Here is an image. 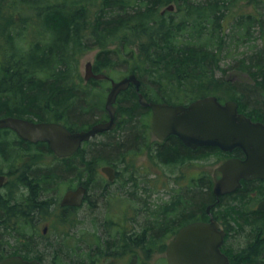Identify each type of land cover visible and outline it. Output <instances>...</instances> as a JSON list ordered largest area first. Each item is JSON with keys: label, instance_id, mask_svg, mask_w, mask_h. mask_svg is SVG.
I'll list each match as a JSON object with an SVG mask.
<instances>
[{"label": "trees", "instance_id": "trees-1", "mask_svg": "<svg viewBox=\"0 0 264 264\" xmlns=\"http://www.w3.org/2000/svg\"><path fill=\"white\" fill-rule=\"evenodd\" d=\"M171 2L176 4V10L161 13L160 9ZM238 3L239 7L236 6ZM232 6L237 13L233 25L235 35L229 36L233 37L232 42L237 45L238 42L254 39V33L258 31V35L264 38V0H12L13 9L23 19H28L23 13L30 16L34 14L37 20L35 34L40 36L27 55L15 58L30 62L15 64L14 68L29 69L28 72L22 71V74H31L32 69L45 68L48 74V70L53 72L52 69L59 67L53 75L58 78L71 77L70 64L74 54L73 51H68L71 49L69 46L76 45L75 43L82 45V38L90 37L87 44H92L91 48L99 46L93 62L94 72L106 73L113 67L117 56L125 61L129 57H137V66L131 72L137 76H148V83L145 84L144 81L141 85V91L147 100L185 103L201 94L215 93L224 83L217 78L215 72L221 70L218 52L232 49L223 47L224 38L228 34H224L227 27L224 30L221 22L226 15L225 10H231ZM24 41L23 35L19 36L17 44L20 46L17 45V49L23 48L21 43ZM235 64V71L252 75V85L232 82L231 98L237 100L243 108L251 109L255 117L264 118V46L253 54L244 53L237 58ZM151 79L154 80L150 82ZM59 80L56 78L45 83L20 84L18 88L23 92L25 100L39 103H44L59 93L61 107H64L69 104L70 87L64 78L61 82ZM65 90L68 94H65ZM122 93H125V98L118 107L117 128L103 134L105 139L92 144L91 152L88 151L96 163L107 158L110 159L107 163L112 164L111 161L122 162L123 158L130 160L147 154L146 165L150 162L153 165L169 164L175 168L176 165L182 166L186 162L192 164L193 160L203 158L200 147L193 150L175 135L150 144V109L138 104L134 89H127ZM85 100L86 97L78 94L76 107H69L70 111L73 110L71 113H76L71 124L73 127L92 119L91 103H86ZM73 166L75 164L66 162L59 171L52 174V178L64 176L72 171ZM140 166L141 164L137 167ZM163 175L161 178L166 179ZM169 182L173 184L169 191V203L160 202L154 208H150L148 203H141L147 209L146 215L142 216L145 222L140 223L141 235L135 238L128 231L112 234L106 240L107 248L113 249L121 244L123 248L139 244L146 252L155 249L162 251L166 245L164 236H160L162 230L169 227L170 238L182 225L205 215L207 205L215 201L208 172H180L174 177L169 176ZM166 183L165 181L163 184ZM250 187L252 188L250 182L242 185L232 194V199L219 208L232 222L234 235L242 234L246 238L243 245H234L236 256L232 258V264H264V212L249 210V202L243 196ZM41 205V210L46 209L47 206ZM1 208L6 207L1 205ZM8 212L0 213V261L12 254L29 258L27 250L18 249L9 254L2 246L10 241L5 233H14L13 229L18 231L17 235L14 234L17 241L25 248L28 246L26 228L9 224ZM92 238V243L81 240L88 244L85 259L88 264H104L107 259L105 257L95 260L103 254H92L95 251L103 252L100 248L104 241L103 235L95 232ZM80 246L82 245L77 249ZM36 250L38 248L33 249L34 252ZM124 250L126 252L127 248ZM48 251V247H43V254L48 256ZM131 251L133 254L122 257L123 264L136 262V255L133 249ZM145 254L148 256V253ZM34 258L42 260L38 256ZM53 261L59 264L56 260ZM142 262L145 260L142 259Z\"/></svg>", "mask_w": 264, "mask_h": 264}, {"label": "rangeland", "instance_id": "rangeland-1", "mask_svg": "<svg viewBox=\"0 0 264 264\" xmlns=\"http://www.w3.org/2000/svg\"><path fill=\"white\" fill-rule=\"evenodd\" d=\"M54 1L61 2V0ZM171 3L175 5V9L170 12H174L176 10V4L174 2ZM236 6L239 7L240 3H238ZM233 7L234 6L231 7V10H225L226 15L221 20L224 30L227 27L224 34H228L224 38L223 47H231L232 49L229 51H224V49H222L220 52H218L221 70L215 72L217 78L222 80V83L224 82L215 92L223 101L232 99L231 96L233 94L230 88L231 85H233L232 82H235L233 80H236L234 79V74L235 72H238L235 71V63L237 58L243 56V54L246 52L253 54L255 50L261 49L262 46H264V38L258 35L259 31L257 29L256 30L258 32L254 33V39L252 38L251 40L238 42L237 45L232 42L233 37L229 36L235 35L233 25L235 21V15H237V13L233 11ZM13 8L12 0H0V59L2 60H17L15 59L16 57L27 55L30 52V49L34 47L38 38H40V36L35 34V24L37 23V20L35 19L34 14L30 16L28 13H23L25 17H28V19H23L21 14H19V12L15 11ZM39 24L41 25V22ZM37 29L40 30L39 28ZM84 31V33H86V30ZM21 35H23L25 41L24 43H21L23 48L17 49V43L19 42V36ZM90 40V37H86L85 39L82 38L84 44H72V46H69L71 49L68 50L73 51L74 54V59L70 64V68H72L71 76L72 79H75L76 81L78 93L83 97H86V103H91L92 119L86 123H81L79 126H77L79 127L78 129L87 128L91 124L106 118L104 103L110 87V81L106 79H84L85 63L88 61L94 62L95 55L99 49V46H96V48H91L92 44H87ZM40 47H42L41 43ZM116 58L117 59L114 60L113 67L106 71L110 78L119 79L122 76L131 73L132 69L136 68L137 66L135 60L137 57H129L127 61L123 60L119 56ZM138 76L143 82L145 81V84L148 83L147 75H143L145 77L141 75ZM67 78L69 80L70 76H67ZM153 80L154 79H151L150 82ZM251 80L252 79H247V81L242 82L252 85ZM124 94L125 93L120 94V101L125 98ZM243 109L250 114L254 113L251 109ZM149 118L150 114H148V122ZM104 139L105 136L103 134L96 135L95 137L91 138L81 150H79L77 157L71 161L61 162V167L65 165L66 162H71L75 164L77 168L73 166L72 172H67L64 176H61L60 179H62V182H60V184L57 186L56 191L51 190L49 193L45 192L43 195L54 196L59 200L60 196L63 195L65 189L67 188L66 185L69 181L73 179H78V181H86L89 179L87 199L84 201L82 206L76 210V213L73 214L76 219V226L71 229V232L73 233V239L69 240L66 238L64 226H59L54 223L48 228L47 235L45 237L37 236L35 239H28L27 248L17 241V238L14 237V233L6 232L5 235H7V238H9L10 241L7 244L4 243L2 246L7 253L12 254V252L22 249L28 251L27 253L29 254V257H37L41 254L45 255L42 253L43 247H48L49 254L48 256L45 255L44 258L46 263L56 260L59 264H83L84 262L85 264H88L87 260L85 259L87 256L86 254L88 251V244L81 240L92 243L93 233H102L103 227L101 224H103L104 221L111 220L112 222L127 219V222L130 220V224H128L129 228H133L135 224L139 227L140 223L145 222V219L142 216L146 215L147 213V209H145L144 206L142 207L141 203H148L150 208H154L155 205L160 202L169 203V191L173 188V184L169 182V191L167 188V183L163 184L165 181L167 182V178H169V176L174 177L180 172L185 174H195V172L201 173L202 171L211 172L213 168L216 167L220 162L214 158L209 160L207 163L193 160L192 164L186 162L182 166L176 165V167L173 168V166L163 164L153 165L150 164V162L148 165H146V162L148 161L146 158L147 154L135 156L130 160L123 158L122 162L121 160L111 161L112 164L116 165V170L119 173L117 176L119 180L114 181L113 184H110L104 177V174H102L103 172H101V168L107 165V162H110V159L104 158V160H99L98 163H96V161L93 160V157L88 153V151L91 152L92 144H97ZM148 140L150 144L156 141L150 131H148ZM5 148L6 147L3 146L2 142L0 141L1 164L4 154L7 151ZM124 161L126 163V170H124ZM139 164H141V166L137 167ZM161 175H163V177L166 179L161 178ZM129 193H131V195H129ZM104 194H106V196ZM111 222L109 223L110 227L113 226V223ZM40 228L42 230L44 228L43 225H40L39 229ZM27 230L28 228H26V231ZM30 232L31 229H29V233ZM29 233H26V235H29ZM232 239L234 240L235 246H241L246 241V238L242 234L232 235ZM71 240L73 251L69 249L70 246L66 243V241ZM102 240L104 241L102 242L100 248L103 252L95 251L92 254H103L102 256L100 255L99 257H96L95 260L104 259L103 257H105L107 259H105L104 264H123L122 257L133 254L131 251L132 249L136 255L135 258L137 259L134 264H167L165 258V248L162 251L155 249L153 251L146 252L142 249V247H138V245H132L130 247H124L127 248L126 252H124L125 250L122 244L121 246L118 245V247L109 249L107 248V238L103 237ZM167 241L168 239L165 241V243ZM79 245L82 246L77 249ZM93 247L96 248V245L93 244ZM34 248H38V250L34 252ZM145 253H148V256ZM142 259H144L145 262H142Z\"/></svg>", "mask_w": 264, "mask_h": 264}, {"label": "flooded vegetation", "instance_id": "flooded-vegetation-1", "mask_svg": "<svg viewBox=\"0 0 264 264\" xmlns=\"http://www.w3.org/2000/svg\"><path fill=\"white\" fill-rule=\"evenodd\" d=\"M25 62L29 63L30 61L0 59V119L9 117L17 120V122H22V127L28 128H34L39 124L44 123H56L62 125L71 132L80 130L78 129L79 127H73L71 125L75 120L76 113H71L73 110L72 108V111H70L69 109L70 106H73L74 109V107H76L78 103L79 93L77 90L75 79H72V76L69 80L67 77H63L66 82L68 81L70 87L68 98L69 104L64 107H61V99L58 96L60 95L59 93L54 94V96H52L44 103H39L38 101H32L28 99L25 100L23 98V92L18 88L20 84H35L39 82L45 83L46 81H51L56 78L60 79L59 81L61 82L63 79L62 77L58 78V76L53 75V72L55 70H58L59 67L52 69L53 72H51V70H48V74L46 73L47 70L45 68L32 69L33 73L31 74L21 73L22 71L28 72L29 69L14 68L15 64H24ZM234 79L236 80L233 81H247V79H252V75L235 72ZM106 80H108V78ZM142 83L143 81L140 79L138 90H136V86L134 84L130 83L126 89L118 93L114 102L115 125L111 130H106L99 134H105L117 128V112L120 105V94L127 89H134L137 92V95L139 92L143 94V92L141 91ZM64 92L65 94H68L67 90H65ZM206 96H215L217 100H219V102L222 104L229 100L234 101L238 105V112H241L244 115L248 116L252 121H259L264 123V118H258L253 114L248 113L243 109L242 106H240L237 100L229 99L223 101L214 92L204 93L198 97ZM189 102L190 101H188L187 103ZM108 119L109 114L106 111V118L99 121L105 122ZM0 141L2 142V145L6 147L5 150H7L4 154V158L2 159V164L0 163V213L4 214L9 211L8 216H10L8 222L9 224L14 225V227L22 226L23 228H28L26 233H29V229H31L29 235L27 234L25 236L27 240L30 238L35 239L37 236L45 237L47 235L48 228L52 226L53 223L59 226H64L66 238H69V240L73 239V233L71 232V229L76 226V219L73 214H75L76 210H78V208L80 207H77L75 205H62L61 199L67 190L75 189L79 185H82L85 187V194L83 197L84 203L88 196L89 179H87L86 181H78V179L69 181L66 185L67 188L65 189L63 195L60 196L59 200L54 196L43 195L45 194V192L49 193V191L51 190L56 191L57 186L60 184V182H62V179H60L61 177L52 178V174H55L60 170L62 165L61 162L71 161L72 159L77 157L78 151L81 150L89 140L82 141L78 147L79 149L77 148L73 153L66 156H58L50 148L49 144L46 141L40 139H27L23 137L16 128L10 126H4L0 128ZM198 147L201 148L200 153H202L203 155V158L196 159V161L199 162L207 163L209 160H212L214 158L216 160H219V164H221L228 159L244 157L243 151L238 147H234L231 150L224 151L215 145H197V147L193 148V150L197 149ZM107 165L113 168V172L110 173V178L108 175H105L104 173L102 174H104V177L107 179L108 183L113 184L114 181L119 180L117 177L119 173L116 170V165ZM218 165L214 167L211 172H208V175L212 182V187L215 179H218L222 176L221 171L217 169ZM247 182H250L252 188L250 187L247 189V192L243 196V199L249 202V210L264 212V210L258 209L259 202L264 199V178L240 179V186L229 193H224L216 196L213 193V189L211 188V191L215 197V201L207 205L205 209V215H201L197 220L202 222H207L210 220L217 221V223L219 224V228L222 229L225 233L223 241L220 245V251L227 257L230 264H232V258L236 256L234 251V240L232 239L234 230H232V222L229 220V217L226 216V213L220 212L219 208L223 204H225L226 201L232 199V194ZM168 187L169 178H167V188ZM104 195L106 196V194ZM41 204H43V206H47L46 209L41 210ZM1 205L5 206L6 208L2 209ZM110 222L111 220H107L104 221L103 224H101V226L103 227L102 235L103 237L105 236L107 240L110 238L108 236L115 233L123 234L128 231L129 234L133 233V237L135 238L140 236L142 233L141 225H139L138 227L135 224L133 228H129L128 224H130V220L129 222H127V219L112 221V227L109 226ZM40 225H43L44 227L42 230L41 228L39 229ZM13 232L15 235L18 234V231L16 229H13ZM175 233L169 239L168 227V229L161 231L160 236H164L165 241L168 239V241L166 242L168 243L169 240L174 237ZM66 243L70 246L69 249L73 251L72 240L66 241ZM135 245L141 247L139 244ZM38 257L42 259L38 260L43 264H55L53 263L54 261L46 263L44 259L45 255H40ZM33 258L34 257H29V259Z\"/></svg>", "mask_w": 264, "mask_h": 264}, {"label": "water", "instance_id": "water-1", "mask_svg": "<svg viewBox=\"0 0 264 264\" xmlns=\"http://www.w3.org/2000/svg\"><path fill=\"white\" fill-rule=\"evenodd\" d=\"M173 8V4H169L164 10H173ZM105 77V74L93 71L91 61L85 63V80ZM130 83L138 90L140 80L135 73H129L119 80L111 79L104 105L109 119L95 123L87 130L71 132L56 123H44L28 128L22 127V122L9 117L0 119V128L14 127L27 139L46 141L58 156L69 155L82 141L114 127V102L118 93L126 89ZM137 99L140 106L151 109V131L159 140L175 135L190 148H195L197 145H215L225 151L234 147L243 151V158L228 159L218 166L222 176L215 179L213 184L212 189L216 196L232 192L240 186V179L264 178V123L252 121L238 112L236 102L226 101L221 104L216 97L206 96L188 104H170L148 101L141 92L138 93ZM101 170L109 178L110 173L113 172L108 166L102 167ZM84 194L85 187L82 185L67 190L62 196L61 204L80 206ZM258 209L264 210V199L259 202ZM224 234L215 220L194 221L182 226L166 246L167 263L230 264L220 251ZM0 264L43 263L37 259H24L20 255H12L2 259Z\"/></svg>", "mask_w": 264, "mask_h": 264}]
</instances>
